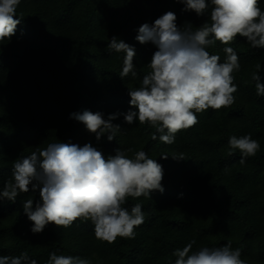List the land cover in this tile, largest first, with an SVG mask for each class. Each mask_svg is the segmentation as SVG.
Masks as SVG:
<instances>
[{"label": "trees", "instance_id": "1", "mask_svg": "<svg viewBox=\"0 0 264 264\" xmlns=\"http://www.w3.org/2000/svg\"><path fill=\"white\" fill-rule=\"evenodd\" d=\"M259 2L264 11V0ZM183 7L176 0H21L16 17L21 24L0 45V188L11 178L15 160L61 141L91 143L105 156L117 148L144 150L163 167L164 192H151V199L129 198L126 207L141 203L145 222L135 229L134 239L118 237L112 244L96 239L90 221H76L67 229L50 224L33 234L23 202L33 198L35 204L39 191L22 193L14 203L0 200V256L27 251L37 264H46L56 252L91 264H174V250L193 239V250L230 240L246 264H264V96L256 95L251 80L259 62L264 83V49L251 48L239 36L229 45L241 64L234 73L235 103L197 114L199 122L177 133L172 145L152 140L156 129L138 121L129 125L122 115L112 121L120 125L116 138L108 141L105 134L99 142L70 118L84 110L102 112L105 119L127 112L128 88L140 86L157 50L135 39L138 28L168 11L176 14L178 26L191 22L195 29L208 19ZM112 36L135 47V78L119 76L124 53L109 52ZM223 47L217 42L207 51L223 62ZM246 134L259 141L260 150L241 165L238 150L228 154V140ZM165 153L168 159L161 157ZM180 153L185 160L171 157Z\"/></svg>", "mask_w": 264, "mask_h": 264}, {"label": "clouds", "instance_id": "2", "mask_svg": "<svg viewBox=\"0 0 264 264\" xmlns=\"http://www.w3.org/2000/svg\"><path fill=\"white\" fill-rule=\"evenodd\" d=\"M184 5L182 11L195 12L197 17L207 14L208 19L198 27L191 22L177 25V16L168 11L151 24L143 23L135 39L142 45L156 47L149 72L139 87L128 88L130 108L124 113H113L104 118L102 112L84 110L71 113L70 118L82 122L95 134L99 142L107 134L112 141L120 132V125L112 123L119 116L131 125L136 121L156 129L152 140L172 145L177 133L194 127L198 115L209 109L219 111L235 103L234 73L241 70L240 58L233 47L237 37L246 38L253 49H264V11L259 0H176ZM21 0H0V45L9 42L16 34L22 19L16 18ZM220 42L225 57L210 54L207 49ZM109 52L124 53L121 79L130 74L137 76L133 63L135 47L112 36L108 40ZM251 80L256 95L264 96V83L258 75L261 64L255 65ZM135 109V110H133ZM157 133L159 135H157ZM229 155L237 150L239 163L256 156L260 143L251 134L231 136ZM133 152L117 148L107 155L91 143L83 146L74 143L53 142L44 148L37 147L30 155L14 161L12 176L0 188V200L14 203L22 193L39 191V200L29 198L23 202V212L32 222L31 232L40 234L54 224L70 228L74 222L90 221L96 239L114 243L117 238L134 239L135 229L145 222L142 204L126 207L129 198L151 199V192H164V170L156 159L144 150ZM168 159V154H162ZM174 160H185L184 154H172ZM227 170V169H226ZM193 239L172 255L174 264H246L241 249H233L232 242L218 247L202 246L193 250ZM0 264H37L27 251L19 256H0ZM46 264H91L78 255H58L51 252Z\"/></svg>", "mask_w": 264, "mask_h": 264}]
</instances>
